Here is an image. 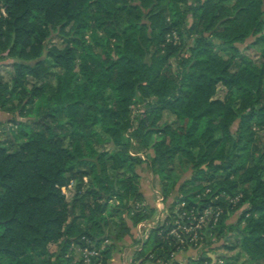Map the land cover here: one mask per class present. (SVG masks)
<instances>
[{
  "label": "trees",
  "instance_id": "trees-1",
  "mask_svg": "<svg viewBox=\"0 0 264 264\" xmlns=\"http://www.w3.org/2000/svg\"><path fill=\"white\" fill-rule=\"evenodd\" d=\"M183 32L193 40L186 51L172 38ZM54 33L64 47L51 45ZM251 37L264 43V0H0V58L15 71L12 83L0 76V112L16 125L0 120V264H82L74 246L83 238L111 264V201L112 241L153 216L134 207L144 201L134 143L154 151L148 166L165 199L185 204L170 223L218 197L225 211L215 232L240 230L243 250L264 260V150L255 139L264 131V53L258 61L236 46ZM165 113L175 121L164 123ZM239 194L233 207L226 197ZM167 225L153 230L152 254L165 263L182 250L161 237ZM205 255L190 264H212Z\"/></svg>",
  "mask_w": 264,
  "mask_h": 264
},
{
  "label": "rangeland",
  "instance_id": "rangeland-1",
  "mask_svg": "<svg viewBox=\"0 0 264 264\" xmlns=\"http://www.w3.org/2000/svg\"><path fill=\"white\" fill-rule=\"evenodd\" d=\"M192 21H190V24ZM174 44L176 45H182L184 50H188V48L193 44V40L188 39V35L186 33H174L173 37ZM256 37L249 38L245 43H241L236 45L238 49L241 51V53L248 55L249 57L261 61V54L264 53V43H256ZM170 40V38H169ZM51 45H57L60 48L64 47L65 41L58 37L56 33L52 34ZM219 53L223 55L224 57H227V52L224 50H219ZM0 57H5V54H0ZM0 58V76L5 82L12 83V80L15 76V71L13 67V61L10 59H4L2 60ZM175 71H178V68L176 67V64L174 63ZM48 83L54 84V78L49 77L47 79ZM228 95H230V92L224 88L223 86H219L218 88V94L217 96L221 99H225ZM236 97L240 98L241 94L236 93L234 94ZM151 101H155V99L151 98ZM144 112V103H138L133 108V114L139 115L140 113ZM13 119L12 115L0 112V120L6 124V127H11L16 129V125L14 122H11ZM15 119L20 122H27L28 118H20L19 116H16ZM59 119L64 122L66 121V117L63 113H59ZM175 121V117L171 115L170 113H165L163 122L171 124ZM238 124L234 126V131L237 129ZM0 139L5 140V136L3 134L0 135ZM256 147L259 150H264V131L262 130H256ZM135 148L131 150L132 155H138L141 158H143V163L139 165L138 167V173L140 175V181H139V192L143 195V192L150 191L151 197H144V201L141 204L137 203L138 207L134 206V201L130 202V205H133L136 208H139L141 206L148 207V214L153 212V216L149 218L148 220H144L140 223L144 224L145 227L143 228V231H137V225L132 228L131 235H128L122 239L117 241H112V239H115V236L118 234V223H119V217L115 216L117 206L119 204L118 201L113 200L112 203V211H113V217L111 218L110 222V236L111 240L106 241L107 245H110L111 243H116V250L112 254V259L115 257L116 261H118L119 264H163L162 260H157L153 256V250H154V241L156 239V234H153V230H157L159 228L165 227V225L170 224V231L166 233L164 236L165 239H168V237H173V232L177 235H180L182 237L181 231L184 230V228H188L191 225H189L188 222L185 221H179V220H172L171 223L168 221L169 217H172V211L178 212L180 209L184 208L183 205L179 206H173L171 205V200H166L165 197L162 195L161 191V185L162 181L161 179L154 175L149 168V162L150 158L154 157V151L149 150L145 151L144 148H137L138 144L134 143ZM141 147V146H140ZM109 149H113V147L110 145L108 146ZM243 156V153L241 154ZM176 171L183 176V179L188 178L190 176L191 171L184 172V169L180 166L179 161L176 160L174 164ZM247 189V188H246ZM245 189V190H246ZM210 192V189L207 191V193ZM68 190H66V194H68ZM244 193V192H243ZM173 195V194H172ZM242 194L237 195L235 197L233 196H227V200H235L237 198H242ZM163 199V202L161 200ZM218 200V197H216L213 201L208 204L206 208H204L202 211L208 210L207 218L205 225H203V228L200 229L201 236L198 238L199 244L196 247H182L177 240V247L181 248V251H178L173 255V258L170 263L171 264H190L191 261L198 260L201 256H206V253H209V256L211 254L216 255L220 258L215 263L212 264H264V260L261 261H255L252 260L247 253L243 250L241 247V233L240 230H235L232 233H229L225 236L219 237V232H215L217 227L219 226L220 219L224 213L223 207H218L217 209L213 205L215 201ZM239 203V202H238ZM237 203V204H238ZM182 207V208H181ZM200 208H203V204H199ZM249 207L248 204L244 205L241 210L236 212V214L230 218L228 223H231L235 221L245 209ZM219 208L223 210L221 216L217 218V213L219 211ZM217 210V211H216ZM135 213V211H134ZM185 213H188V211H185ZM182 217H186L183 213ZM125 219L128 222L130 226H132V222L130 221V218L125 215ZM217 219V220H216ZM168 226V225H167ZM194 227V226H193ZM219 228V227H218ZM163 229V228H162ZM167 229V228H166ZM165 230V228H164ZM166 231V230H165ZM165 231H159V235H163ZM139 232V233H138ZM167 232V231H166ZM158 233V232H156ZM151 235H155L152 237ZM152 237V238H151ZM150 238L152 239L150 241ZM180 245V246H179ZM104 249V247H103ZM58 251L57 245H52L50 247V252L56 253ZM74 261H77L80 259V252L79 247L74 246ZM103 256V255H102ZM120 261V262H119ZM206 264H208L206 262Z\"/></svg>",
  "mask_w": 264,
  "mask_h": 264
},
{
  "label": "built area",
  "instance_id": "built-area-1",
  "mask_svg": "<svg viewBox=\"0 0 264 264\" xmlns=\"http://www.w3.org/2000/svg\"><path fill=\"white\" fill-rule=\"evenodd\" d=\"M72 187H73V183L68 188L66 187L62 188L63 193L66 194V190L71 189ZM229 201L230 203L233 204V207H235L237 203L240 201V198H237L235 200H229ZM161 202H163V199L161 200ZM182 205L185 207V204H182ZM136 206L138 207V205ZM222 212L223 210L219 208V211L217 213V218L221 216ZM207 213H208V210L203 211V212L194 211V210L188 213L184 212V215L188 217L189 225H191L189 227L190 229L184 228V230H182L180 233L182 234V237L178 234L176 235L173 232V237L179 241L182 247H186L187 244L194 246V247L198 246L199 244L198 238L201 236L200 231H202L200 229H202L203 225H205ZM144 227H145L144 224L139 223L137 225V231H143ZM83 240H85L86 246L79 247L80 259L75 262L81 261L82 264H103V256H102L103 255L102 252L104 250L103 247L98 249L95 247L94 243L90 241L89 239L83 238ZM163 264H171V263L163 262Z\"/></svg>",
  "mask_w": 264,
  "mask_h": 264
},
{
  "label": "crops",
  "instance_id": "crops-1",
  "mask_svg": "<svg viewBox=\"0 0 264 264\" xmlns=\"http://www.w3.org/2000/svg\"><path fill=\"white\" fill-rule=\"evenodd\" d=\"M143 195L145 196V199L146 197H151V192L150 191H145L143 192ZM211 255H214V254H211ZM210 255V256H211ZM216 256V255H215ZM220 259L218 256H217V260ZM120 262V261H119ZM111 264H119L118 261H116L115 257L111 260Z\"/></svg>",
  "mask_w": 264,
  "mask_h": 264
},
{
  "label": "water",
  "instance_id": "water-1",
  "mask_svg": "<svg viewBox=\"0 0 264 264\" xmlns=\"http://www.w3.org/2000/svg\"><path fill=\"white\" fill-rule=\"evenodd\" d=\"M210 257L212 258V260H213V263H215V262L217 261V259H216V256H215V255H211Z\"/></svg>",
  "mask_w": 264,
  "mask_h": 264
}]
</instances>
